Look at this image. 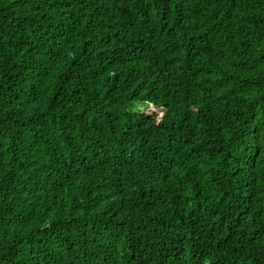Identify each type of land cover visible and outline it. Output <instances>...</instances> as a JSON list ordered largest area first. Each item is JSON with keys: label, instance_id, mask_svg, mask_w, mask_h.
<instances>
[{"label": "trees", "instance_id": "16d2710c", "mask_svg": "<svg viewBox=\"0 0 264 264\" xmlns=\"http://www.w3.org/2000/svg\"><path fill=\"white\" fill-rule=\"evenodd\" d=\"M0 264H264V0H0Z\"/></svg>", "mask_w": 264, "mask_h": 264}, {"label": "rangeland", "instance_id": "374dc122", "mask_svg": "<svg viewBox=\"0 0 264 264\" xmlns=\"http://www.w3.org/2000/svg\"><path fill=\"white\" fill-rule=\"evenodd\" d=\"M140 105H137V107H139ZM139 108H142L141 106Z\"/></svg>", "mask_w": 264, "mask_h": 264}]
</instances>
